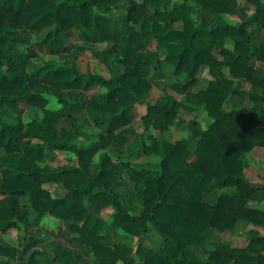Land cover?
<instances>
[{
	"label": "trees",
	"instance_id": "1",
	"mask_svg": "<svg viewBox=\"0 0 264 264\" xmlns=\"http://www.w3.org/2000/svg\"><path fill=\"white\" fill-rule=\"evenodd\" d=\"M172 1L131 0L125 20L133 25L119 30L109 13L120 0H0V149L4 150L0 235L21 222H31L30 210L19 209L20 198H28L36 217L71 222L76 234L66 244L53 246V257L43 262L32 252L28 264H83L75 256L73 242L89 247L98 264H264V234L256 228L264 229V207L257 205L264 203V183L255 184L245 174L246 154L264 147V41H255L254 31L249 30L254 22L264 27V0H247L256 10L239 26L223 21L224 15L237 12L239 0H197L213 21L206 14L196 21L189 0L157 11ZM150 9L155 12L148 15ZM178 22L180 27L175 26ZM46 28L50 30L38 42L40 49L53 55L90 50L106 74L93 67L82 72L76 65L64 66L53 59L30 73L28 65L37 52L28 45L34 34ZM73 29L80 32L82 43L70 42ZM228 39L234 41L233 49L226 46ZM154 40L158 48L166 49L165 61L174 66V73L183 77L169 84L180 98L166 92L151 101L150 69L155 62H165L150 50ZM105 42L112 46L95 48ZM115 65H122L123 72L116 74ZM207 66L214 79L205 89L194 91ZM224 66L229 67V75L223 72ZM239 80L253 90L242 91L255 103L247 114L236 103L231 110L225 109L226 102L240 92ZM95 86L105 91L93 99L64 94ZM257 88L262 94L254 92ZM47 92L57 95L60 108L47 107ZM28 104L40 107L42 117L26 123L7 119L13 112L23 113ZM137 104L147 106L141 116L145 130L164 132L184 126L196 138L194 149L186 139L172 142L152 135L148 140L132 124ZM80 105H85L88 121L100 130L99 139L87 146L73 143L83 133L80 117L73 112ZM203 105L212 120L206 128L196 118L187 122L179 116L180 109L194 112ZM63 118L70 127L58 128ZM130 137L132 142L119 163L103 153L92 169L101 149L112 142L123 145ZM52 149L74 153L78 163L56 169L42 165ZM140 154L159 156L160 171L134 164L132 158ZM120 167L143 204L139 215L134 214L133 200L125 203L116 190ZM48 183L63 184L66 194L53 196L44 186ZM219 188L227 189L215 202L204 199L205 193ZM85 198L97 208H111L112 223L124 232L140 236L154 229L165 238L164 245L154 250L140 244L135 250L125 242L104 240L105 220L88 214ZM240 220L255 226L247 245L206 239L211 229L234 231ZM197 247L208 252L207 259L197 254ZM17 255L18 248L0 241V264H12L5 258Z\"/></svg>",
	"mask_w": 264,
	"mask_h": 264
},
{
	"label": "rangeland",
	"instance_id": "2",
	"mask_svg": "<svg viewBox=\"0 0 264 264\" xmlns=\"http://www.w3.org/2000/svg\"><path fill=\"white\" fill-rule=\"evenodd\" d=\"M142 1V0H138ZM240 4L243 2H247V0H239ZM184 0H173L171 4L166 7H161L157 11H162L164 9L171 10L175 6L182 5ZM189 4L194 6L192 16L196 21L201 19L202 14H206V12L201 8L200 5L197 4V0H189ZM131 6V0H120L119 5L114 7L113 10L109 13V15L115 19L118 23V28L123 29L129 25H133L132 22H126L125 16L127 15L129 8ZM253 7L250 6L247 9L238 8V13L234 16H226L224 20L228 23L241 24L252 14ZM154 9H150L148 15L154 13ZM207 15V14H206ZM208 18L213 21V16L208 14ZM116 23V24H117ZM175 26H181V23H175ZM140 27V24L136 26ZM50 30V28L44 29L41 33H36L33 35L32 43L28 45V48H32L37 52L35 57L30 59L28 65V71L31 73L42 66L48 60H56L59 64L64 66H72L76 65L79 70L82 72L87 71L89 67L96 68L102 73H105V70L102 65L98 63V61L93 57V53L88 50L86 52H80L76 49H73L69 52H61L58 55L51 54L46 48L40 49L38 46V42L42 39L44 34ZM258 38H264V30H262ZM72 43H82V39L80 36V32L78 30L73 29L71 31V35L69 38ZM227 45L229 47L233 46V42L228 40ZM112 43L105 42L99 43L95 45L96 49H104L111 47ZM22 50L27 51V46L21 45ZM150 50H155L158 52L160 58L165 61L167 51L164 48H158L157 41L154 40L149 46ZM7 65L4 66V69ZM115 73L120 74L123 72L124 67L122 65H115ZM203 71V70H202ZM201 80L197 85V88L205 87L209 81V79L213 78L211 72L209 73L208 68H206L203 73H200ZM152 82V91L151 101L155 102L163 96L166 92H172L169 88V84L175 82L176 80L183 78L181 76H177L174 73V66L168 64V62H155L153 63L150 69L149 75ZM105 89L95 86L88 91H80V90H65L64 94L68 95L71 93L75 97H83L85 99H93L94 95L97 93L104 92ZM49 102L47 107L50 108H60L61 104L58 100V97L55 93H45ZM234 103L238 105L240 109H242L246 114L254 107V102L244 97L243 92H238L234 97V100L228 101L225 104V109L229 110L233 107ZM146 107L143 105H136L134 113H133V122L132 124L140 131L145 132L148 137L153 135L150 131L145 130L144 123L141 119V116L144 112H146ZM74 114L80 117V123L82 124L83 133L77 136L73 143L78 146H87L91 143L98 140V134L100 130L95 126L92 121H88L87 113L85 105H80L74 108ZM186 119L189 121L192 118H196L202 127H207L211 123V118L209 117L205 106H201L196 112L186 115ZM42 117V110L38 106H34L28 104L24 108V112L19 113H11L7 119L11 122H16L18 120H22L25 123L29 122L33 119H37ZM62 126L70 127L69 120L67 118H63L59 124L58 128ZM178 129V130H177ZM171 132L169 133H160L157 132L156 136L160 139L171 140L172 142L177 141L179 139H186L188 141L189 147L191 150L194 149L196 138H192L188 135V132L181 126L180 128H171ZM154 136V135H153ZM155 136V137H156ZM132 142V137L123 144L118 145L115 142H112L107 148L101 149L93 160L92 169H96V165L100 161L101 155L103 153L108 154L112 160L119 163L121 160V156L126 155L127 147ZM4 154V150L0 149V157ZM246 159L249 162V166L245 170V174L249 180H251L255 184H263L264 183V147H256L253 151H250L246 154ZM134 164H138L142 167L148 168L151 171H160V161L161 158L159 156H147V155H137L132 158ZM78 163V159L76 155L72 152H62L59 150L52 149L47 153L45 160L41 163L42 165H49L52 168H58L60 166L67 165H76ZM117 179L120 182V185L116 187V190L121 193L122 200L125 203H128L129 199H132L134 202V214L139 215L143 209V204L140 200L135 198V190L134 185L131 179L129 178L126 170L123 167L118 169ZM45 188L49 189L53 196L55 197H63L67 189L63 184L58 183H48L44 185ZM227 188H219L215 191L208 192L204 194V199L208 202H215L217 197L225 191ZM1 198V195H0ZM256 204L255 202H253ZM85 204L88 207V214L96 213L99 216L103 217L105 220V225L102 231L104 240H109L114 243L125 242L128 245L132 246L135 250L137 247L142 244L146 246H151L153 248H160L163 246L165 240L163 237L159 238L158 233L154 229H150L147 233L141 234L140 236H132L122 229L118 228L112 223V209L105 208L100 209L95 206L90 205L85 198ZM260 207H264V203L257 204ZM19 209L21 211L27 209L30 210L29 217L31 222L28 224L20 223L17 227L9 230L6 233H2L0 235V241L8 246L18 248V255L16 259L5 258L10 261L12 264H28V258L32 254V252H36L37 258L43 262L46 258L53 257L52 247L58 243L66 244V240L68 238L75 237L71 230L72 223L68 221H64L61 219H56L53 217H44L39 218L33 215L30 203L28 202V198H20L19 199ZM255 228L254 225L246 222L240 221L234 231L229 232H216V231H208L205 235L213 240H229L233 245L242 246L246 244L250 236L252 234V230ZM259 229L261 233L264 234V229L262 227H256ZM158 237L159 239L156 242H152L151 239ZM71 247L74 250L75 256L78 261L83 264H98L95 257L92 254V250L78 242H73ZM199 252L205 256V252L199 248ZM118 264H123L122 262Z\"/></svg>",
	"mask_w": 264,
	"mask_h": 264
},
{
	"label": "crops",
	"instance_id": "3",
	"mask_svg": "<svg viewBox=\"0 0 264 264\" xmlns=\"http://www.w3.org/2000/svg\"><path fill=\"white\" fill-rule=\"evenodd\" d=\"M250 6H252L253 7V9H252V14L245 20V21H247L249 18H251L252 17V15H253V13L255 12V10H256V7H255V5H253L252 3H250L249 1H247V2H243V4H240V5H238L237 6V12L235 13V14H226V15H224V17H223V21L225 22V23H227V24H231V25H236V26H239V25H241L242 23H244L245 21H243L241 24H234V23H228V22H226L225 20H224V18L226 17V16H234V15H236L237 13H238V8L240 7L241 9H247V8H249ZM206 12V14L208 15V14H210L209 12H207V11H205ZM211 15V14H210ZM181 23V22H180ZM181 25H182V23H181ZM177 27H180V26H177ZM249 30L250 31H254V37H253V39L255 40V41H264V38H258V35H259V33L262 31V30H264V27H261V28H259L258 26H257V22H254L253 23V25L249 28ZM228 40H230V41H232L233 42V46L232 47H229L228 45H227V42H226V46L228 47V48H230V49H233L234 48V41L232 40V39H228ZM227 40V41H228ZM168 64H170V63H168ZM170 65H172V64H170ZM173 66V65H172ZM206 68H208V71H209V73H210V70H209V67L207 66V67H205L204 69H203V71L206 69ZM203 71L201 72V74L203 73ZM223 72L225 73V74H227V75H229L230 74V72H229V67H227V66H224V68H223ZM201 77H202V75L200 76V78H199V81H198V83L194 86V88H193V90L194 91H199V90H201V89H205L208 85H209V82L212 80V79H214V78H211V79H209V81H208V83H207V85L205 86V87H201V88H197V85L199 84V82H200V80H201ZM237 81H238V79H236ZM239 82L240 83H237V86H236V89L238 90V91H240V92H242V91H251L252 89H251V85L248 83V82H246V81H244V80H239ZM253 91V90H252ZM255 93H258V94H262V90L260 89V88H257L255 91H254ZM169 93H171V94H173L174 96H176V97H178V98H180L181 97V95H179V94H177L176 92H174V91H172V92H169ZM138 105H143V106H145L146 107V109H147V106L146 105H144V104H138ZM204 106V105H203ZM232 109V108H231ZM231 109H229V110H231ZM147 111V110H146ZM194 112H196V111H194ZM194 112H190V111H187V110H185V109H180L179 110V116L181 117V118H183V119H185L187 122H189L187 119H186V115H189V114H192V113H194ZM146 112H144L143 114H145ZM192 119H194V118H192ZM134 120V119H133ZM212 121V120H211ZM201 124V123H200ZM176 128V127H175ZM202 128H204V127H202ZM206 128V127H205ZM178 130V129H177ZM140 131V130H139ZM172 130L170 129V130H168V131H164V132H162V131H152V133H153V135L154 136H156V133L157 132H160V133H169V132H171ZM143 132V131H142ZM151 132V131H150ZM157 137V136H156ZM157 138H159V137H157ZM160 139V138H159ZM182 139V138H181ZM184 139V138H183ZM180 140V139H179ZM168 141H171V140H168ZM174 142V141H173ZM256 148V147H255ZM254 148V149H255ZM253 149V150H254ZM252 150V151H253ZM260 207V206H259ZM260 208H263V207H260ZM240 221H244V220H240ZM239 221V222H240ZM238 222V223H239ZM247 222V221H246ZM249 223V222H248ZM216 231L215 229H211L210 231ZM216 232H218V231H216ZM158 237L160 238H162V236H160L159 234H158ZM158 237H155V238H153V239H151V241L152 242H156L157 240H155V239H159ZM205 237H206V239L209 241V242H219V241H227V242H230L231 243V241H229V240H213V239H210V238H208L206 235H205ZM164 240H165V238H163ZM165 243V242H164ZM249 243V241L246 243V244H244V245H242V246H245V245H247ZM232 244V243H231ZM164 245V244H163ZM233 245V244H232ZM146 246V245H145ZM233 246H237V245H233ZM146 247H148V248H152V249H154V250H158V249H160V248H153V247H151V246H146ZM200 247H197V248H194V250L197 252V254L201 257V258H203V259H207V257H208V252L205 250V249H203V248H201L204 252H205V256H203L200 252H199V249Z\"/></svg>",
	"mask_w": 264,
	"mask_h": 264
}]
</instances>
